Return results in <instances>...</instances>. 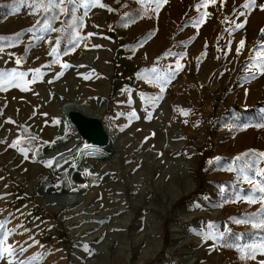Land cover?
<instances>
[{
    "label": "rangeland",
    "instance_id": "obj_1",
    "mask_svg": "<svg viewBox=\"0 0 264 264\" xmlns=\"http://www.w3.org/2000/svg\"><path fill=\"white\" fill-rule=\"evenodd\" d=\"M86 2L76 0L84 42L72 56L60 50L53 53L56 26L32 31L41 14L38 0L0 10V35L20 37L19 44L0 49V71L25 73L0 88V141H4L0 143V222H6L5 246L15 247L17 264H28L33 257L39 259L32 264H235L233 257L221 253L223 234L239 235L243 223H235L234 218L245 220L246 211H257L264 218V194L258 190L264 185V157L258 155L264 153V127L256 126L264 124V74L260 72L264 0H255V7L249 8L242 7L248 0H167L158 9L154 0H142L147 13L128 24L125 37L114 28L115 20L127 13L124 5L116 12L115 0H99L104 7L85 9ZM242 22L244 26L236 28ZM217 91L222 92L223 109L213 102ZM54 98L77 100L90 113L99 114L107 128H116L112 137L107 130L113 152L72 156L81 146L74 142L79 133L69 117L59 123L51 119L49 104ZM132 113L135 117L130 118ZM33 135L39 139L29 143L27 138ZM17 137L23 138L21 146L30 149L28 158L10 147ZM164 141L175 145L165 164L188 165L190 180L188 187L179 188L171 206L155 185L161 158H154L153 152ZM204 144H211L216 156L204 172L208 194L201 196L193 192L197 148ZM116 152L120 163L112 168L110 160ZM31 153L55 158L59 167L39 164ZM93 156L102 162L99 166ZM162 171L172 175L166 167ZM134 175L150 181L155 207L133 198ZM96 185L121 196L114 197L116 203H111L109 192L91 197L87 205L105 220L101 229L72 228L64 221L68 208L56 209L41 199L46 192H74L78 198L72 204H80ZM164 207L167 214L162 212ZM126 209L131 216L127 224L108 225L107 220ZM146 210L156 213L157 219L163 215L157 232L148 231ZM172 216L173 239L163 249L164 222ZM156 234L160 250L152 240ZM262 244L264 236H257L249 247L258 250ZM21 247L26 250L20 252ZM240 257L238 264H244L245 258ZM7 259L0 264H7ZM262 262L264 255L259 252L255 259L248 258V264Z\"/></svg>",
    "mask_w": 264,
    "mask_h": 264
},
{
    "label": "bare ground",
    "instance_id": "obj_2",
    "mask_svg": "<svg viewBox=\"0 0 264 264\" xmlns=\"http://www.w3.org/2000/svg\"><path fill=\"white\" fill-rule=\"evenodd\" d=\"M80 103L81 102H79L77 100H64V101H60L57 98L56 99L54 98V100L49 104V108L51 109V112L54 115V117L51 118V119L52 120H55V121L61 120V119L68 120L67 119L68 118V116H67V111L68 110H77V111H80L83 114L88 115L86 113V111H87L86 108L83 107ZM93 114H95V113H93ZM97 116L101 120L100 115L97 114ZM114 122L115 121L113 119H108V123L110 125L111 124H114ZM104 126H105L106 130H108L109 135L112 137L113 136V133H115V131H116V128L113 127V129L112 128L109 129V128H107V125L104 124ZM73 128H74V126H73ZM14 135H15V133H14ZM11 136H13V135L11 134ZM75 141H76V144L79 142L80 145H81L76 150V153L75 154H72V156L75 155V157L77 155L79 156V154H81V153H84V156H86L90 152L91 153H96L97 151H102V152H105V153L113 152V147L112 146L107 145L106 147H102V146H98V145H93V144L87 142L85 139H83L78 134H77L76 140L74 139V142ZM23 144L25 145V143H23ZM85 145H89L90 147H85ZM174 148H175V145L172 144L171 141H168V142L167 141H164L162 143V145L159 147V149L158 150H155L153 152L154 153V158H156V159L158 157H159L158 159L161 158L160 161H159V163H158V164L161 165V168L158 169V173H157V176H156V179H155V185L162 192L164 198H166L168 200V202H169L168 204L170 206L178 198L179 188L181 186L188 187L190 185V180L187 177L188 165L185 168H183V167H181V165H179V162L178 161H172L171 164H169L168 167H167L168 164H165L166 158L169 157V156H172L171 151ZM55 152H53L51 154L54 155ZM30 156H31V158H33V160L37 161L38 163L40 161H44L45 162L47 160H50V159H46V157H41L40 155H37L35 153H31ZM177 157H178V155H177ZM92 161H93V163L96 166H99L102 163L99 160H97L94 156H93ZM110 162H111L112 168L113 167L116 168L117 167V163H120V160L117 157V152L115 153L114 159L113 160H110ZM41 163H39V164H41ZM165 167L170 171V174H172V175L167 176V174L162 171V169L165 168ZM129 168H130V165L128 164L127 169H129ZM175 169H176V171H175ZM42 183H44V182H42ZM131 185H132V188L133 189L135 188V190L133 191L132 194H133V198L136 201H138V202L141 201L143 204L147 203V206H149V207L150 206H154L155 207V204L152 201L151 195L149 193V191L153 188V186L151 185L150 181L143 180L142 178L135 177V175H134V176L131 177ZM33 186H34V184H33ZM104 192L107 193L109 191L107 189H105L102 185H100V186L96 185V186H94L92 188V192L89 194V196L86 197L83 200V202L80 203V204H76V203L75 204H72L73 200L76 199V197H77L76 194H74V192H68L67 194H63V195H58V194H55L54 192H46V193H43V195L41 196V199L43 201L48 202L49 204H52L54 206V208H56V209H59L60 207H66V208H68L67 211H66V213L68 215L66 214V216L64 217V221L66 223H68L72 228H77V227H80V228L81 227H85V228H87V227H97V226H99V227H97V229H101V227H104L105 226V225H102L103 222H105V220L101 219L98 215H96L94 213V210L95 209H93V207L90 208L87 204L90 203L89 201L91 200V197L92 196H97L99 194L102 195ZM109 194H110V192L107 193V195H109ZM110 195H112V194H110ZM115 196L116 197H121L120 195H117V194L112 195V197H110V200L112 201L111 203H116V201L114 200V197ZM52 197H58V198H61L62 197L63 199L67 200V202H65L64 204L63 203H59V202H55L54 199H52ZM92 200H95V199H92ZM110 200H108V201H110ZM108 201L105 202L104 204H101L102 205L101 208H100L101 210L103 209V207L106 206V204L108 203ZM118 202L120 203V205L123 206V204L121 202V199H119ZM70 204H72V205H70ZM52 205H50V207ZM124 207L127 208V209H129L128 206H124ZM81 208H85L86 212H80L81 211L80 210ZM127 209H126V211L125 210L124 211H121V213L117 217H114L113 216L112 218H110L109 220H107L108 225L113 227L114 225H117V224L118 225L119 224H123V225L127 224L130 221V218H131L130 213H128ZM162 212L164 214H167V212H168L167 207H164L162 209ZM144 215H145V224H146V226L149 229L148 231H150V232H157L156 227L157 226H160V224L162 223L163 215H161V216L159 215L160 216V219H157L158 218V215L156 213L150 212L148 210H146V212L144 213ZM50 221H53V220L51 219ZM97 234H100V232H98ZM113 234H116V233H113ZM152 240L156 243L157 250H159V248H160L159 247V244L161 242V239H160L159 235L156 234L155 236H153L152 237ZM118 244H120V242ZM95 247L97 249L99 248L98 243L95 244ZM118 252L125 254V251H122L120 249H118ZM102 264H108V262L107 261H104Z\"/></svg>",
    "mask_w": 264,
    "mask_h": 264
},
{
    "label": "trees",
    "instance_id": "obj_3",
    "mask_svg": "<svg viewBox=\"0 0 264 264\" xmlns=\"http://www.w3.org/2000/svg\"><path fill=\"white\" fill-rule=\"evenodd\" d=\"M25 2L26 0H0V10L15 5H22ZM38 2L41 5V14L32 26V31L38 33L42 30L56 26V50H60L63 54L70 53L71 56L74 55L83 47L84 42V35L82 32L83 22L80 15L79 5L70 2V0H55V3L53 4H49V0H38ZM115 5L116 12L118 7H122V5L125 6L127 11L125 15H120L114 22V28L118 31L119 35L125 37L128 24H134L139 21L144 15H146L147 10L144 8L142 0H115ZM0 37L9 38L0 41V49L20 43V37L18 36L17 38V34L0 35ZM197 152L199 162L196 170V188L193 194L206 196L208 194V185L204 172L216 156V153L211 144L199 146ZM193 194L184 196L182 202L190 199ZM228 201L230 202L231 200ZM177 207L178 204H175L173 210ZM172 220L173 216L164 222L163 249H165L171 241L169 224ZM245 220H247V222L243 223L239 235L225 232L221 240V253L227 257H233L235 264H238L237 258L242 255L240 251H237V247L246 249L244 264H248L247 256L250 251V242L257 236H264V228L254 227L256 222H260L261 220L264 221V218L259 217V212L246 211ZM229 244L234 246L228 247L227 245Z\"/></svg>",
    "mask_w": 264,
    "mask_h": 264
},
{
    "label": "snow or ice",
    "instance_id": "obj_4",
    "mask_svg": "<svg viewBox=\"0 0 264 264\" xmlns=\"http://www.w3.org/2000/svg\"><path fill=\"white\" fill-rule=\"evenodd\" d=\"M70 2L72 3H76V0H70ZM154 2L157 5V9L160 7L161 4L163 3H167V0H154ZM212 2H215V0H212ZM55 3V0H49V4H53ZM101 6L104 7L103 4H99V0H87V2L84 4L85 9L89 8V7H93V6ZM242 7L245 8H249V7H255V0H248L247 3H245L244 5H242ZM261 10H264V5H260ZM47 10V9H46ZM111 10V9H109ZM18 11V9H17ZM85 15H87V11H85L84 13ZM241 15H244V13H241ZM203 19V16L201 17V20ZM200 23V21H197L196 24L198 25ZM244 26V23H240L236 25V28H242ZM261 35H264V29L261 30ZM19 34H17V38H18ZM9 38L7 37H0V41L3 40H7ZM244 46V41L241 40L240 42V47ZM261 49L264 50V42H261ZM237 51L239 52V49H237ZM56 52V49L53 48V53ZM172 54V53H169ZM206 55V54H205ZM17 63H20L19 60L16 61ZM63 67L67 68L69 67V65L64 64ZM35 72L39 73L40 69H35ZM260 72L261 74H264V66H261L260 68ZM60 75H62V73H60ZM25 76L24 72H17L15 69L11 70V72L5 73L3 71H0V88H3L6 85H9L12 81H14L17 77L23 78ZM85 79H88V76L84 77ZM161 91H163V89H161ZM156 99H159V97H157ZM154 106V105H153ZM182 114L187 115L188 112L187 110H180ZM135 117V113H132L130 118ZM148 119H151V115L149 114ZM60 121L57 120L56 123H59ZM14 123V122H13ZM257 127H264V124H259L256 125ZM246 127V126H245ZM25 132H27V129H24ZM22 139L23 138H18L16 141H14L10 147L17 149L20 153H22L24 155L25 158H28V153L30 151L29 148L21 146L22 143ZM28 142L31 143V141H35L38 140L39 138L35 135L30 136L27 138ZM0 143H4V141H0ZM47 143V142H46ZM54 143V141H53ZM85 147H90L89 145H85ZM38 150V149H37ZM64 154L61 153V156H63ZM244 155H248V153H245ZM261 157H264V153H259L258 154ZM237 160H240L241 157H237ZM45 165L47 167H52L53 163H57V166L59 167L58 161H56L55 158L47 160L44 162ZM86 175H91V173H85ZM262 175H264V173H261ZM64 181H62L63 183ZM57 187H59V185H57ZM259 192L264 194V185L259 187ZM262 199H264V196H262ZM249 202H253V201H249ZM262 214H264V209L261 210ZM251 219V218H248ZM234 222L235 223H245L247 222V220H242V219H235L234 218ZM6 222H0V233H3L2 238H0V261L5 260V258L7 257V264H17V262L13 259L15 257L16 254V249L14 246L12 245H7L5 246V241L7 239V233L4 232V225ZM254 227H262L264 228V221H262L259 225H254ZM208 237L206 236L205 239H207ZM228 247H233L234 245H227ZM85 247L87 248V246L85 245ZM26 249H24L23 247H21L19 249L20 252H24ZM237 251H240L242 253L241 255V259H244L245 256L243 255L244 253V249L243 248H239L237 247ZM257 252H259L260 255H264V244L260 245L259 249H255V248H250L249 254L247 256V258L249 259H255V256L257 255ZM39 259V257H33L31 258V260L28 261V264H32V260H36ZM19 264H25L24 261H19ZM262 264H264V262H262Z\"/></svg>",
    "mask_w": 264,
    "mask_h": 264
},
{
    "label": "water",
    "instance_id": "obj_5",
    "mask_svg": "<svg viewBox=\"0 0 264 264\" xmlns=\"http://www.w3.org/2000/svg\"><path fill=\"white\" fill-rule=\"evenodd\" d=\"M86 113L88 115L77 110H68L67 116L69 117L71 124L76 128L77 132L83 139L93 145L106 147L109 145L111 139L108 136L104 123L100 120L97 114L90 113L89 111H86ZM52 199H54L55 202L63 204L67 202V200L62 197H52ZM171 239H173L172 236Z\"/></svg>",
    "mask_w": 264,
    "mask_h": 264
},
{
    "label": "built area",
    "instance_id": "obj_6",
    "mask_svg": "<svg viewBox=\"0 0 264 264\" xmlns=\"http://www.w3.org/2000/svg\"><path fill=\"white\" fill-rule=\"evenodd\" d=\"M213 102L217 105V109H223V95L221 91L212 94Z\"/></svg>",
    "mask_w": 264,
    "mask_h": 264
}]
</instances>
